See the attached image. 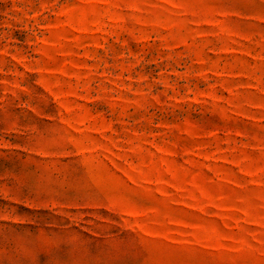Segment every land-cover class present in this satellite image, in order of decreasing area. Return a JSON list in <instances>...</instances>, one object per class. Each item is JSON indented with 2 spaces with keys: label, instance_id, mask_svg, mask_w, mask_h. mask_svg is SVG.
Wrapping results in <instances>:
<instances>
[{
  "label": "rangeland",
  "instance_id": "obj_1",
  "mask_svg": "<svg viewBox=\"0 0 264 264\" xmlns=\"http://www.w3.org/2000/svg\"><path fill=\"white\" fill-rule=\"evenodd\" d=\"M0 264H264V0H0Z\"/></svg>",
  "mask_w": 264,
  "mask_h": 264
}]
</instances>
